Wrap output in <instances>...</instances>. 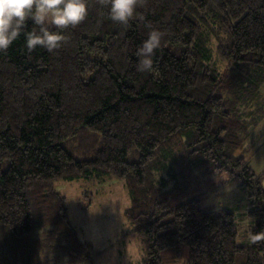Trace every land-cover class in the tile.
I'll use <instances>...</instances> for the list:
<instances>
[{
    "label": "trees",
    "instance_id": "trees-1",
    "mask_svg": "<svg viewBox=\"0 0 264 264\" xmlns=\"http://www.w3.org/2000/svg\"><path fill=\"white\" fill-rule=\"evenodd\" d=\"M88 4L53 53L28 52L23 34L0 52V264L98 254L56 187L80 177L124 182L140 264H264L263 175L248 142L264 107V0H140L127 28L103 0ZM151 29L164 38L141 73L136 53ZM81 129L99 135L90 159L61 145ZM221 174L247 189L244 217L200 207Z\"/></svg>",
    "mask_w": 264,
    "mask_h": 264
},
{
    "label": "rangeland",
    "instance_id": "rangeland-1",
    "mask_svg": "<svg viewBox=\"0 0 264 264\" xmlns=\"http://www.w3.org/2000/svg\"><path fill=\"white\" fill-rule=\"evenodd\" d=\"M211 58L214 64H221L214 51ZM250 131L248 142H252L254 149L252 151L250 149L251 155L255 153V148L259 144H255L252 138L255 133L252 129ZM61 145L77 160L90 159L100 146L99 135L81 129L79 136L64 140ZM221 175L218 179L219 175L216 177L219 184L217 190L206 195L199 205L202 208L208 207L214 210L230 209L239 219L251 208L248 205V191L238 180L225 183L226 175ZM56 187L65 196L69 220L76 227L79 240L90 242L98 251L91 261L83 264H135L131 258L132 254L125 253L127 241L136 239L131 235L129 223L123 214L130 199L127 187L122 180L100 181L95 177H80L57 181ZM83 193L86 196H83ZM87 202L89 204L85 206ZM248 219L242 218L245 225L250 222Z\"/></svg>",
    "mask_w": 264,
    "mask_h": 264
},
{
    "label": "clouds",
    "instance_id": "clouds-1",
    "mask_svg": "<svg viewBox=\"0 0 264 264\" xmlns=\"http://www.w3.org/2000/svg\"><path fill=\"white\" fill-rule=\"evenodd\" d=\"M140 0H103L107 17L114 23L127 28ZM88 0H0V52H5L22 34L28 52L42 48L49 53L67 42L65 30L75 28L87 18ZM35 27L26 31L28 25ZM164 34L151 29L141 43L136 55L139 58L137 71H153V56L161 48ZM264 239V233L256 235ZM125 253L132 254L135 264L144 257L143 247L138 240H129Z\"/></svg>",
    "mask_w": 264,
    "mask_h": 264
},
{
    "label": "crops",
    "instance_id": "crops-1",
    "mask_svg": "<svg viewBox=\"0 0 264 264\" xmlns=\"http://www.w3.org/2000/svg\"><path fill=\"white\" fill-rule=\"evenodd\" d=\"M260 90L264 94L263 85ZM257 120V123L255 122L256 124L254 123L255 125L252 126L253 133H255L252 138L255 144L258 143L259 145L256 146L255 153L250 155L249 164L254 172L263 175L262 182L264 184V107L259 110V119ZM251 144L252 142H249V145Z\"/></svg>",
    "mask_w": 264,
    "mask_h": 264
},
{
    "label": "bare ground",
    "instance_id": "bare-ground-1",
    "mask_svg": "<svg viewBox=\"0 0 264 264\" xmlns=\"http://www.w3.org/2000/svg\"><path fill=\"white\" fill-rule=\"evenodd\" d=\"M207 44V43H206ZM215 46V45H214ZM203 47V46H202ZM216 52H218V51H216ZM206 57V56H205ZM205 59V58H204ZM208 62V61H207ZM207 64V63H206ZM211 64V63H210Z\"/></svg>",
    "mask_w": 264,
    "mask_h": 264
}]
</instances>
